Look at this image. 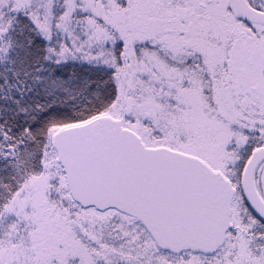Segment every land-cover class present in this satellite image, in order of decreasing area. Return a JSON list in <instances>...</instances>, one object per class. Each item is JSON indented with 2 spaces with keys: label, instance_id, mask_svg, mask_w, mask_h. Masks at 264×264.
Returning <instances> with one entry per match:
<instances>
[{
  "label": "snow or ice",
  "instance_id": "6c2138e0",
  "mask_svg": "<svg viewBox=\"0 0 264 264\" xmlns=\"http://www.w3.org/2000/svg\"><path fill=\"white\" fill-rule=\"evenodd\" d=\"M0 264H264V0H0Z\"/></svg>",
  "mask_w": 264,
  "mask_h": 264
}]
</instances>
